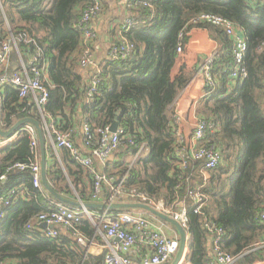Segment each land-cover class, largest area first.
<instances>
[{"label":"trees","instance_id":"16d2710c","mask_svg":"<svg viewBox=\"0 0 264 264\" xmlns=\"http://www.w3.org/2000/svg\"><path fill=\"white\" fill-rule=\"evenodd\" d=\"M96 3L100 14L93 22H102V29L96 41H88L81 19ZM204 13L231 21L243 34L248 44L245 79L231 80L236 64L232 42L223 29L192 24ZM197 28L205 29L218 46L210 72L214 85L206 83L207 96L197 108L199 118L214 125L208 144L222 154L220 165L209 171L204 170V162L193 160L182 169L177 152L184 146L171 112L194 75L186 67L177 73L176 69L190 32ZM9 37L16 39L25 58L40 51L47 64L49 99L43 117L33 102L6 87L0 93L3 130L31 117L60 131H73L77 145L76 137L83 140V124L95 140L96 134L117 121L123 138L103 168L110 178L103 190L120 185L121 195L143 196L174 213L185 208L191 264L214 262L218 235H212L210 228L215 227L222 230L220 249L236 263L264 259V250L258 249L264 238L260 218L264 212V0H0V43ZM124 42L134 46L131 55L111 58V51ZM99 46L107 55L97 69L83 71L84 50L89 47L95 53ZM92 74L100 81L89 102ZM63 150L60 189L72 198L91 201L94 176ZM33 157L27 137L0 151V200L10 202L0 218V264H106L105 254L86 257L75 239V232L86 239L98 235L97 221L94 224L85 215L73 231L57 237L27 228L46 211L49 201H57L51 196L48 200L44 188L33 185L31 169H11L18 163L29 164ZM196 190L203 197L199 212L189 195ZM13 191L16 194L11 195ZM124 212L159 221L143 210L107 214L115 217ZM211 239L214 251L209 249Z\"/></svg>","mask_w":264,"mask_h":264},{"label":"built area","instance_id":"2783aa9c","mask_svg":"<svg viewBox=\"0 0 264 264\" xmlns=\"http://www.w3.org/2000/svg\"><path fill=\"white\" fill-rule=\"evenodd\" d=\"M100 5L98 3L89 7L81 19L83 24L85 38L88 41H96L98 33L92 28L91 23L99 17ZM94 23V22H93ZM92 23V25H93ZM194 25H211L223 29L227 37L231 40L233 48L232 54L235 60V68L231 74L232 82L239 78L245 79L248 75L246 68L243 66V60L248 49V44L241 31L234 23L222 17L212 14H200L192 20ZM13 49H18L16 39L9 37L0 43V93L6 88L11 87L18 91L19 97L22 100H30L39 113L44 117V108L48 103L49 91L46 87L47 80V64L42 60L40 51L30 57L28 62L24 61L25 57L19 52L21 59V66L17 71H11V54ZM134 46L131 43L124 42L120 47H115L110 57L113 59L128 58ZM182 46L178 48V52L182 53ZM217 48L210 54L204 64V72L206 75V82L211 86L214 85L213 78L210 74L213 64L217 58ZM80 66L83 71L89 72L98 68V62L95 57L93 49L87 47L80 58ZM98 75L92 74L90 79V89L87 97L89 102L95 93L98 92L99 86ZM175 120V118H174ZM178 126V122L175 121ZM111 127V126H110ZM110 127L100 131L97 139L94 140V133L89 126L83 124L81 131L83 133V147L88 153L79 148L73 140L72 132H63L58 130L54 125L49 126V132L52 138L53 145L56 149H66L70 152L72 158L89 170L95 178L94 195L90 202H96L102 194L103 187L109 183L110 178L103 172L96 169V158L100 163L106 165L112 155L121 145L123 133L120 128L116 133L110 131ZM179 128V126H178ZM215 132L214 125L206 120L198 119L193 134L189 139L181 130H178V139L180 145H183L178 150L177 155L182 159V169H186L189 161L204 162V170H213L217 168L222 161V154L214 145L208 144V137ZM29 138L31 141V148L34 154L33 159L29 164L18 163L11 169H18L24 171L31 169L33 172V185L37 188H42L41 181V165L39 156L40 138L36 128L28 124L21 128L12 138L4 139L0 142V148H4L13 141L21 138ZM53 177V176H52ZM5 178V177H2ZM120 185L114 188V193L109 194L110 200L107 203L120 202V200H129L135 198L144 201L151 206L152 204L143 196L120 194ZM23 193V192H22ZM16 194L15 191L11 195ZM190 197L195 201L197 207L196 212H199L203 207V197L198 190L191 191ZM120 197V200H117ZM122 196V197H121ZM78 200V198H76ZM76 200V201H77ZM79 201L84 202L82 199ZM10 202L5 199L0 200V218L3 216V208L9 205ZM163 207V205L159 204ZM154 208L161 210L155 206ZM164 208V207H163ZM173 213V215L171 214ZM167 214L179 220L186 227V211L185 208L180 213H174L167 210ZM87 216L93 223L97 221L99 230L102 231L107 239H116L115 251L113 254L106 255V264H131L129 255L137 247L146 245L149 247L150 254L144 256L138 264H171L173 258L179 250V240L168 238L161 227H158L151 220L138 216L136 214L124 212L111 217L104 212L98 214V220L95 219V213L87 210H79L71 208L60 202L49 201L46 211L32 220L28 225V229L36 228L47 234L49 237H57L62 232L73 231L76 224L81 221L83 216ZM260 218L264 221V212L261 213ZM211 234L217 232L218 237L215 239V259L212 264H234L236 258L222 251L218 245L219 239L222 235V230L210 228ZM75 239L81 243L84 241L83 236L79 232H75ZM190 254V252H189ZM184 258L180 264H187L189 258Z\"/></svg>","mask_w":264,"mask_h":264},{"label":"crops","instance_id":"0c3cea01","mask_svg":"<svg viewBox=\"0 0 264 264\" xmlns=\"http://www.w3.org/2000/svg\"><path fill=\"white\" fill-rule=\"evenodd\" d=\"M92 28L98 33V37H100V31L102 29V22H94L92 25ZM106 39V38H105ZM109 39V38H107ZM103 43H106L104 40ZM217 43L210 37L209 33L202 28L193 29L188 37V41L185 44L184 51L182 53V57L180 59V62L177 66L176 73L182 68L186 67V70L188 72H194V75L192 77V80L188 83V85L180 92L178 95L176 101L174 102L173 106L171 107L172 117L175 118V121L178 122L179 129L181 132L187 136L189 139L191 138L195 124L197 120L199 119L197 108L200 101L207 96V90H206V75L204 72V64L207 60V58L210 56V54L217 48ZM107 49V47H106ZM19 49H13L11 54V64L10 69L11 71H17L21 66V59L19 55ZM16 54V61L13 60V54ZM96 58L98 59L97 62L102 61L105 56L107 55V51L101 49V47H97L95 50ZM29 58H25L24 61L28 62ZM52 123V122H51ZM44 132V139L46 143V174L47 179L50 185L63 196L70 198L68 194H65L59 186V168L62 169L65 172V159L64 155H66V151L63 149H56V147L53 145L52 138L49 132V125L47 123L41 124ZM7 131V130H5ZM4 138L0 136V142L3 141ZM77 146L84 150L85 153H88L83 147L82 139L79 137H76ZM14 142V141H13ZM7 147V146H6ZM5 148V147H4ZM4 148H0V151ZM40 149V144H39ZM39 156H40V165H41V176H42V164H41V155L39 150ZM95 165L97 167V170L99 172L103 171V168L105 165L100 163L96 158ZM66 161L68 159L66 158ZM53 176V177H52ZM42 181V177H41ZM42 188H44L42 184ZM46 191V189L44 188ZM46 193H48L46 191ZM114 193V187L110 188L107 192L105 190L102 191L101 196L96 202L92 203H107L110 199L109 194ZM21 195H24V193H21ZM51 195L48 193V200H51ZM122 196H125L122 195ZM121 196V197H122ZM81 200V198L77 197ZM117 200H120V197L117 196ZM72 199H75L72 198ZM71 199V200H72ZM53 201V200H51ZM84 202L91 203L89 200ZM58 202V201H55ZM181 207V205H180ZM183 209V208H182ZM95 219L98 220V214H95ZM138 216H142L144 218H147L145 215L136 214ZM112 217V216H111ZM159 221H152L154 224L158 227H161L164 233L168 236H170L171 239L179 240V234L178 231H175L172 227L166 225L164 221L158 219ZM95 224V223H94ZM98 235L97 237L86 239L84 238V241L80 243L82 247V251L86 257L93 256V257H100L102 254L109 255L113 254L115 251L116 244L118 241L116 239H107L105 234L99 230V224H95ZM65 233V232H62ZM189 237V236H188ZM258 249L264 250V238L261 240ZM210 251H214V246L212 244V239L210 240ZM215 252V251H214ZM149 247L146 245L141 246L140 248H135L129 255L131 264H138L141 259L144 256H147L150 254ZM175 258V257H174ZM173 258V260H174ZM215 259V255H214ZM172 260V261H173ZM187 264H191L189 261V258ZM235 264H239L236 263ZM254 264H264V259L261 261H256Z\"/></svg>","mask_w":264,"mask_h":264},{"label":"water","instance_id":"95a60500","mask_svg":"<svg viewBox=\"0 0 264 264\" xmlns=\"http://www.w3.org/2000/svg\"><path fill=\"white\" fill-rule=\"evenodd\" d=\"M1 105H0V136L4 139L12 138L21 128L24 126L31 124L33 125L38 133L40 138V155H41V164H42V184L46 191L58 202L68 205L72 208H76L79 210H101L104 212H111L115 210H143L147 213L153 215L157 219L164 221L165 223L176 228L179 234V250L176 254L174 260L171 264H180V262L188 257L190 252L189 249V233L186 227L177 219L172 216H169L167 213L158 210L147 203H133V202H113V203H87L82 201H74L71 200L62 194H59L48 182L47 174H46V143L44 139V132L40 122L31 117H26L18 121L15 125L12 126L11 129L5 131L2 128V119H1ZM119 130V124L115 121L110 127V131L112 133H116ZM11 144V143H10ZM8 146V145H7Z\"/></svg>","mask_w":264,"mask_h":264},{"label":"rangeland","instance_id":"374dc122","mask_svg":"<svg viewBox=\"0 0 264 264\" xmlns=\"http://www.w3.org/2000/svg\"><path fill=\"white\" fill-rule=\"evenodd\" d=\"M70 198L72 199V197H70ZM72 200L76 201L77 199L75 198V199H72ZM120 202L145 203L144 201L139 200V199H135V198H130V199L127 200V201H125V200H120ZM150 203H152V202H150ZM152 204H154V203H152ZM153 206H155V207L161 209V211L167 213V210H166L165 208L159 206V204H156V205H153ZM171 214L173 215V213H171ZM171 214H170V216H172Z\"/></svg>","mask_w":264,"mask_h":264}]
</instances>
